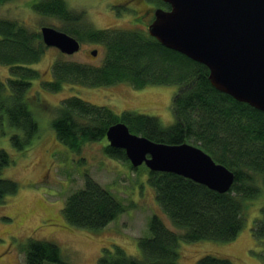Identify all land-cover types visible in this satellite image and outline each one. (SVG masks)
Masks as SVG:
<instances>
[{"label": "trees", "instance_id": "trees-1", "mask_svg": "<svg viewBox=\"0 0 264 264\" xmlns=\"http://www.w3.org/2000/svg\"><path fill=\"white\" fill-rule=\"evenodd\" d=\"M6 1L10 0H0V4ZM154 1L169 8L161 0ZM31 7L42 15L58 18L63 23L60 30L80 42L98 41L105 46L101 66L56 62L54 79L42 81L47 88L59 89L60 82L66 78L91 86L118 82H127L135 88L178 85L172 101L174 121L169 126H162L154 116L126 110L115 113L107 106L79 96L66 97L51 119L61 142L78 150L84 141L106 138L107 128L122 121L130 131L154 141L193 142L234 174L230 189L218 192L179 174L147 168L156 200L181 232L170 229L154 214L148 223L150 234L138 239L141 258L128 254L120 245H113L103 248L97 264H180L181 240L235 239L243 226L245 202L257 197L264 188V111L216 89L204 64L164 46L147 31L92 27L64 0H36ZM46 48L38 30L0 16V64L8 66L10 71L9 77L0 79V122L6 118L9 126L19 130L10 135L11 144L18 150L26 148L38 132L28 94L31 81L40 73L30 65L40 61ZM103 150L136 168L123 148L106 142ZM10 162L9 153L0 148V172ZM18 190L17 181L0 176V204ZM123 211L122 202L88 174L84 186L71 192L62 207L68 223L89 229L106 226ZM251 231L256 242L264 241V205ZM24 249L25 264H69L53 242L29 237ZM258 255L264 264V248ZM196 264L236 263L226 257L205 254Z\"/></svg>", "mask_w": 264, "mask_h": 264}, {"label": "rangeland", "instance_id": "rangeland-1", "mask_svg": "<svg viewBox=\"0 0 264 264\" xmlns=\"http://www.w3.org/2000/svg\"><path fill=\"white\" fill-rule=\"evenodd\" d=\"M34 1L3 2L0 4V16L16 19L30 30L39 31L43 25L60 29L63 23L58 18L36 12L31 7ZM64 1L92 27L147 31V20L143 17L139 22L138 17L143 10L132 0ZM154 3L150 0V5L154 6ZM46 47L40 61L30 65L40 73L31 81L28 94L38 123L37 134L26 148L18 150L11 144L10 135L19 130L9 126L6 118L0 122V148L5 149L11 158L0 176L19 184V190L0 204V264H25L24 247L29 237L55 243L63 260L69 264H97L103 248L113 245H120L128 254L141 258L138 239L150 234L148 223L152 215L159 216L170 229L181 232L156 200L154 188L148 182L146 165L131 168L127 162L108 156L103 150V145L108 142L106 138L84 141L78 150H73L58 139L51 119L59 103L75 95L90 103L107 106L115 113L126 110L154 116L162 126H169L174 121L172 101L178 85L151 84L135 88L127 82H118L91 86L66 78L60 82L59 89H49L42 81L54 79L56 62L101 66L105 59V46L98 41H83L79 49L69 55L56 47ZM93 49L97 50L96 55L90 53ZM9 75V67L0 64V79ZM58 76L56 74V78ZM39 100L41 103H37ZM86 174L124 206V211L117 218L100 229L71 225L62 212L67 196L84 186ZM262 205L263 186L257 197L245 202L243 226L235 239L228 242L181 240L178 262L196 264L200 256L211 254L229 258L236 264H263L258 254L264 248V241L256 242L251 231Z\"/></svg>", "mask_w": 264, "mask_h": 264}, {"label": "water", "instance_id": "water-1", "mask_svg": "<svg viewBox=\"0 0 264 264\" xmlns=\"http://www.w3.org/2000/svg\"><path fill=\"white\" fill-rule=\"evenodd\" d=\"M169 5L154 10L148 33L208 68L218 90L264 111V0H161ZM46 46L72 54L80 42L50 25L40 27ZM97 50L91 51L96 55ZM113 147L123 148L133 167L190 178L218 192L230 189L234 174L201 147L154 141L118 121L106 130Z\"/></svg>", "mask_w": 264, "mask_h": 264}, {"label": "flooded vegetation", "instance_id": "flooded-vegetation-1", "mask_svg": "<svg viewBox=\"0 0 264 264\" xmlns=\"http://www.w3.org/2000/svg\"><path fill=\"white\" fill-rule=\"evenodd\" d=\"M132 3L137 6V7H141L142 10H143V13L139 14L138 17H139V22H142V18L145 17L144 19H146V25L149 24V20L152 21L153 20V17H154V11L156 8L158 7H161V6H158L156 4V2L154 3V6L153 5H150V0H132ZM130 7L131 9V6L130 4L127 5V7ZM162 8H167L166 6H162ZM136 9V7H135ZM140 11V8L138 9ZM80 45H81V42H80ZM91 53V52H90Z\"/></svg>", "mask_w": 264, "mask_h": 264}, {"label": "bare ground", "instance_id": "bare-ground-1", "mask_svg": "<svg viewBox=\"0 0 264 264\" xmlns=\"http://www.w3.org/2000/svg\"><path fill=\"white\" fill-rule=\"evenodd\" d=\"M189 143V142H188Z\"/></svg>", "mask_w": 264, "mask_h": 264}]
</instances>
